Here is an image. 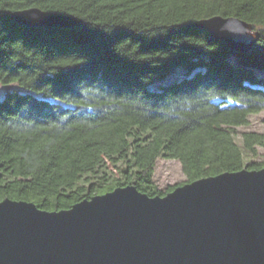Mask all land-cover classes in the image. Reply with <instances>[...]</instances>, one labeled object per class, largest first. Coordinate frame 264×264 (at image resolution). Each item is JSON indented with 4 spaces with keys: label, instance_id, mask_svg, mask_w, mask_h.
I'll use <instances>...</instances> for the list:
<instances>
[{
    "label": "trees",
    "instance_id": "16d2710c",
    "mask_svg": "<svg viewBox=\"0 0 264 264\" xmlns=\"http://www.w3.org/2000/svg\"><path fill=\"white\" fill-rule=\"evenodd\" d=\"M34 6L83 23L11 16ZM214 15L252 23L256 45L232 50L194 24ZM0 84H14L0 97V200L60 210L121 185L164 195L260 169L264 130L240 127L264 112V0H0ZM160 157L187 179L160 189Z\"/></svg>",
    "mask_w": 264,
    "mask_h": 264
},
{
    "label": "water",
    "instance_id": "95a60500",
    "mask_svg": "<svg viewBox=\"0 0 264 264\" xmlns=\"http://www.w3.org/2000/svg\"><path fill=\"white\" fill-rule=\"evenodd\" d=\"M11 16L48 29L83 23L36 6ZM194 24L241 53L260 37L236 16ZM0 264H264V167L201 177L164 195L121 185L60 210L4 198Z\"/></svg>",
    "mask_w": 264,
    "mask_h": 264
},
{
    "label": "rangeland",
    "instance_id": "374dc122",
    "mask_svg": "<svg viewBox=\"0 0 264 264\" xmlns=\"http://www.w3.org/2000/svg\"><path fill=\"white\" fill-rule=\"evenodd\" d=\"M184 71V68L179 67L168 76V79L180 77ZM11 86H14V84H0V97L3 95L6 89ZM263 118L264 112L251 114L250 123L248 125L241 126L240 129L263 131ZM257 159L264 160V147L258 148ZM186 179L187 176L185 175L182 164L178 159L165 157L158 158L155 168L154 180L160 189L167 190L169 187L184 182Z\"/></svg>",
    "mask_w": 264,
    "mask_h": 264
}]
</instances>
